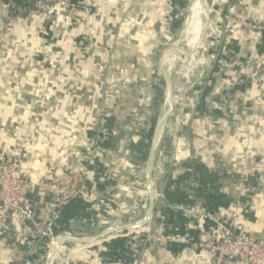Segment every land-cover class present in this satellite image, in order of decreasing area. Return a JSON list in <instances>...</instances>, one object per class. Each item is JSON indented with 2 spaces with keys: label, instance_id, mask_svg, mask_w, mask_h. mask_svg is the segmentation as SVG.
<instances>
[{
  "label": "crops",
  "instance_id": "crops-1",
  "mask_svg": "<svg viewBox=\"0 0 264 264\" xmlns=\"http://www.w3.org/2000/svg\"><path fill=\"white\" fill-rule=\"evenodd\" d=\"M202 2L214 31L203 53L187 59L181 53L208 34L195 22L203 18L197 0L183 3L188 5L185 24L178 17V0H89L74 17L55 4L51 23L27 12L23 0H0V152L25 158L23 170L31 180L27 206L41 219L54 213L52 183L80 190L102 212L92 224L74 222L70 232L57 236V248L92 233L99 236L105 225L140 224L151 182L153 219L133 241L135 261L126 264H215L196 243L166 235L156 220L167 177L193 158L211 169L220 162L227 173L255 175L254 183L227 179L235 202L217 215L236 218L264 243V77L254 85L241 84L264 64V34L243 26L264 23V0ZM181 45L185 48L178 51ZM171 69L168 78L162 75ZM167 101L179 104L182 113L169 115L159 134L165 113L160 109ZM109 118L113 145L104 148L101 132ZM154 143L159 145L151 152ZM98 159L104 168L101 186L89 169ZM187 213L203 227V210ZM32 231L24 221H10L8 235L0 238V264H27L26 258L36 255L33 262L42 264L46 253L32 242ZM221 236L214 225L203 229L201 241ZM103 237L57 254L48 264H107ZM169 242L186 245L171 250Z\"/></svg>",
  "mask_w": 264,
  "mask_h": 264
},
{
  "label": "trees",
  "instance_id": "trees-1",
  "mask_svg": "<svg viewBox=\"0 0 264 264\" xmlns=\"http://www.w3.org/2000/svg\"><path fill=\"white\" fill-rule=\"evenodd\" d=\"M179 27H181V23L176 21L174 28L178 29ZM222 57L223 60H228L226 56ZM221 67V65H218L217 69L220 70ZM205 97L206 94L201 100V105L204 104ZM107 122V127L101 132L103 140L101 145L104 148H110L113 145V119L109 118ZM153 133L154 128L152 127L149 129L148 134L152 136ZM182 165L183 171L169 174L167 177L165 203L160 208L156 220L164 225L166 235H181L193 244L202 240L203 229L209 231L214 227V224L209 219H205L203 227H197L198 223L188 216L187 211L201 209L208 216L219 214L223 209L230 208L235 202L232 194L234 186H227V179L230 178L232 181L235 179L232 184L239 181H245V184H247L248 181L254 183L255 175L241 176L239 173H227L222 169L220 162L217 164L216 169H211L206 163L196 158L187 160ZM89 169L93 176V182L97 186H101V179L104 174L103 163L98 159L89 165ZM93 182L89 180L87 187L92 188ZM100 213L102 212L95 209L93 204L85 198H76L61 212L57 225L53 229V234L58 236L70 232L74 222H78L83 226L92 224L98 221ZM132 244L131 235L118 236L106 241V251L101 254L103 261L107 264H126L135 261L136 253L132 248ZM185 245L169 242L171 250H179ZM36 259L37 255L27 257L25 263L35 264L33 260Z\"/></svg>",
  "mask_w": 264,
  "mask_h": 264
},
{
  "label": "built area",
  "instance_id": "built-area-1",
  "mask_svg": "<svg viewBox=\"0 0 264 264\" xmlns=\"http://www.w3.org/2000/svg\"><path fill=\"white\" fill-rule=\"evenodd\" d=\"M23 1L26 4L27 12H36L47 23H51L53 20L51 6L55 4L64 5L68 15L74 17L78 12L87 9L89 3V0ZM243 26L251 31L264 34V23H245ZM262 77H264V64L257 72L242 79L241 84L254 85ZM24 160L25 158L21 155L8 156L0 152V238L8 235L10 221L17 218L29 224L33 230L32 242L35 245H40L45 254L47 248L51 246L49 248L51 251L54 249V244L56 245L57 236L53 234V229L57 225L61 212L71 201L82 197V193L67 184H50L54 213L50 220L41 219L34 210L27 206L31 180L29 174L23 170ZM204 218L209 219L220 230L222 236L219 241L209 239L197 242L196 246L208 252L213 257L215 264L232 262L264 264V243L254 238L244 224L236 218L225 221L218 215H205ZM128 235L120 232L119 235H113V238ZM141 237L142 234L139 232L132 239L138 241ZM136 247L135 243L132 244L134 251ZM135 253L137 252L135 251Z\"/></svg>",
  "mask_w": 264,
  "mask_h": 264
},
{
  "label": "water",
  "instance_id": "water-1",
  "mask_svg": "<svg viewBox=\"0 0 264 264\" xmlns=\"http://www.w3.org/2000/svg\"><path fill=\"white\" fill-rule=\"evenodd\" d=\"M185 2V0H178V17L180 18V20L182 22H184V24L188 21L187 19V14H186V8L184 7L183 3ZM199 2L201 3L202 6V12H203V18L198 17V19L195 21L196 24H198L201 28H203L208 34L207 36H205L203 39H201L200 41H198V43L196 44V46H194L193 49L191 50H184L181 54L182 56H184L185 58H193L196 56H199L203 53V45L205 43L206 40L210 41L212 38V34H213V26H214V20L212 18V16L209 14V11L206 7V5L204 4V2H202V0H199ZM173 72V70L171 69L164 71V73L162 74L164 77L168 78L171 73ZM175 110H178L182 113V109L180 107L179 104H176L175 101H167L166 106H164L162 109H160V111L162 112H174ZM158 143H154L151 147V152H153L157 147H158ZM147 188H148V192L150 194V203L147 209V214L145 216V219L138 224L137 226H132V227H126V226H120V225H105L102 226L100 229H98V233L99 236L96 235H86L84 237L81 238H77L72 240L73 242L63 248H56L53 249L51 251H49L44 259L42 264H48L51 259L56 256L57 254L63 253V252H68L71 251L73 249L78 248L79 246L88 243L89 241H91V239L96 238V237H101V236H107L110 233L113 232H128V233H139L140 231H142L146 226H148L150 224V222L153 219V214L156 208V193L155 190L151 184V182L147 183Z\"/></svg>",
  "mask_w": 264,
  "mask_h": 264
},
{
  "label": "bare ground",
  "instance_id": "bare-ground-1",
  "mask_svg": "<svg viewBox=\"0 0 264 264\" xmlns=\"http://www.w3.org/2000/svg\"><path fill=\"white\" fill-rule=\"evenodd\" d=\"M198 1V8H199V10L201 11L202 10V6H201V3L199 2V0H197ZM168 96H169V90L167 91V97L166 98H168ZM173 112H165V113H163L162 115H161V118H160V122H159V134H160V132H161V130H162V127H163V124H164V122H165V119L169 116V115H171ZM57 248V246L54 244V249H56Z\"/></svg>",
  "mask_w": 264,
  "mask_h": 264
},
{
  "label": "rangeland",
  "instance_id": "rangeland-1",
  "mask_svg": "<svg viewBox=\"0 0 264 264\" xmlns=\"http://www.w3.org/2000/svg\"><path fill=\"white\" fill-rule=\"evenodd\" d=\"M187 9H188V5H186V12H187ZM185 45H181L179 48H180V50H178V51H183V49L185 48L184 47ZM127 234V233H126ZM137 233H135L134 235H131V233L129 234V235H131V236H135ZM108 236V235H107ZM107 236H104V237H106L108 240H110V239H112L113 238V234H109V236L107 237ZM103 237V238H104ZM106 238H104V239H106ZM106 239V240H107ZM51 247V246H50ZM49 247V248H50ZM49 248H47V250H46V254L50 251L49 250Z\"/></svg>",
  "mask_w": 264,
  "mask_h": 264
}]
</instances>
